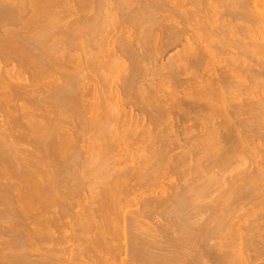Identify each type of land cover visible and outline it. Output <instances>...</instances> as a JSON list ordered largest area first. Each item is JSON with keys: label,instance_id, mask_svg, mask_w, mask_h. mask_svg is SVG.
I'll return each instance as SVG.
<instances>
[{"label": "bare ground", "instance_id": "obj_1", "mask_svg": "<svg viewBox=\"0 0 264 264\" xmlns=\"http://www.w3.org/2000/svg\"><path fill=\"white\" fill-rule=\"evenodd\" d=\"M208 2L0 0V264H260L264 0Z\"/></svg>", "mask_w": 264, "mask_h": 264}, {"label": "rangeland", "instance_id": "obj_2", "mask_svg": "<svg viewBox=\"0 0 264 264\" xmlns=\"http://www.w3.org/2000/svg\"><path fill=\"white\" fill-rule=\"evenodd\" d=\"M253 1H254V0H253ZM208 3H210V0H209ZM207 5H208V4H207ZM205 7L207 8L208 6L205 5ZM205 7H204V8H205ZM121 29H122V28H121ZM121 29H120V30H121ZM122 30H123V29H122ZM124 31H126V30H124ZM124 31H120L119 33L122 34ZM121 32H122V33H121ZM124 33H125V32H124ZM124 33H123V34H124ZM252 34H253V33H252ZM252 34H250V35H252ZM255 35H256V34H254V36H255ZM257 35H259V34H257ZM119 36H120V35H119ZM256 37H257V36H256ZM258 37H259V36H258ZM258 37H257V38H258ZM231 53H232V51H231ZM235 53H236V52H235ZM172 54H173V53H172ZM233 54H234V52H233ZM167 58H168V57H167ZM253 61H254V62H253ZM250 63H251V66H250ZM252 64H255V65H256V61H255V60H252V61H249V62H248V66L250 67L251 70H253L254 72H263V73H264V70H262V68H259V69H258V68H257V65H256V67H255V65H254V67H253ZM124 65H125V66H128L129 63H128V62L123 63V64H122V67H120V68L118 69L117 73H115V75L113 74L114 76L111 77L112 80L110 79L111 82H109L110 84H108V85H110V87L107 85V88H106L107 90L104 91V92H106L105 95L107 94L106 96H104V97H106V100H107V103H106V104H108V105H106V106H108V107H109V106H110V107L112 106V108H114V106H115V108L117 107V108L115 109V111H117V112L119 113V116H118V117H120V116H121V117L124 116L123 114H124L125 112H124V113L121 112V111H124V110L126 111L125 114H128V113L130 114V111H131V113H132V114L135 113L134 115H136L135 117H137V115H139V114H138V111L135 109V107H133L134 109L131 108V110H130V107H127V106H126V107H127V108H126V107L123 105V103H126V101L123 102L125 99H124V96H123V95L121 94V92H120L121 90H120L119 87H120V85H121V82H120L119 78L123 77V76L126 74V73H124V71H125V66H124ZM157 65H159V64H157ZM219 65H220V66H219ZM219 65H218L219 68H218V66H217V68H216V69H218V70H217L218 72L215 73V74H217V75L219 74V72L221 71V69H223V71H224V70H225V67L227 66V64H226L225 62H223V63H221V64H219ZM152 67H153V66H151V69H152ZM221 67H223V68H221ZM252 67H253V68H252ZM220 68H221V69H220ZM244 68H245V67H244ZM219 70H220V71H219ZM118 72H119V74H118ZM86 73H87V72H86ZM88 73H89V72H88ZM161 73H162V72H161ZM163 73L165 74V73H167V71H163ZM263 76H264V74H263ZM263 76H262V77H263ZM117 77H118V78H117ZM152 77H153V78H152ZM152 77L150 76V78H148V81H149L150 83H152V82H151V80H152L154 84H155L156 82H157L156 84H158V81H159V80H160V81L163 80V78L161 77V75L158 76V75H155V74H154V75H152ZM243 77H244V76H243ZM243 77H241V78H240V77L237 78L236 81H237V82H241V81H243L244 83L246 82L244 85H246V87H247L249 90H248L246 87H245V89L241 87V92L239 91L240 88H239V89H235L236 91H234V93H235L234 96H238L237 99L239 100V102H238L237 100H235V102H236L235 105H243V106H246V104L248 105V103L250 104V103H252V101H253V103H252L251 105H254V104H256L257 102L260 103V104H263V103H264V100H263V99H264V92H262V91H264V90H263V89H264V88H263V87H264V79L261 78V80H258V81H252V82H251V80H250L249 77H248L249 79H248L247 81H245V78L247 79V77H245L244 80H243ZM157 78H158V80H157ZM263 78H264V77H263ZM149 79H151V80H149ZM161 79H162V80H161ZM183 79H185V76H182V77L178 78L179 81H180V80L182 81ZM214 79H215V77H214ZM240 79H242V80H240ZM239 80H240V81H239ZM148 81H146V82H148ZM249 81H250L251 83H250ZM146 82H144V83L147 84ZM253 82H254V83L256 82V83H255L256 85H253V84H254ZM159 83H160V82H159ZM176 83H177V80H176V81L169 82V83L167 84V86H168V87H171V89H174V88H175L174 85H176ZM258 83H259V84H258ZM112 84H113V85H112ZM156 84H155V85H156ZM242 84H243V83H242ZM247 84H248V85H247ZM250 84H252V85H250ZM148 85H150V84L148 83ZM152 85H153V84H152ZM258 85H260V87H258ZM249 86H251V88H250ZM252 86H254V87L252 88ZM110 88H112V91L114 92V94L110 92ZM113 88H114V89H113ZM182 88H184V87H182ZM254 88H255V90H254ZM117 89L120 90V91H117ZM243 89H244V91H242ZM246 89H247L248 91H250V92H247ZM237 91H239V93H238ZM245 91H246V92H245ZM255 91H256V92H255ZM258 91H260L261 94H260V92H258ZM107 92H108V93H107ZM242 92H243V94L245 93L244 96H243V94H241ZM248 93H249V94H248ZM251 93H252L253 95H252ZM108 94H109V95H108ZM120 94H121V95H120ZM238 94H239V95L241 94V95L239 96ZM247 94H248V95H247ZM250 95H251L252 97H251ZM257 95H258V97H257ZM259 95H260V96H259ZM107 96H108V97H107ZM112 96H113V97H112ZM119 96H120V98H119ZM122 96H123V97H122ZM242 96H243V97H242ZM121 97H122L123 101L121 100ZM240 97H241V98H240ZM244 97H245V98H244ZM255 98H256V99H255ZM118 99H119V100H118ZM244 99H246V100H248V101H250V102H248V101H246V100L240 102L241 100H244ZM258 99H259L260 101H259ZM89 100H90V99H89ZM262 100H263V101H262ZM91 101H92V97H91ZM255 101H256V103H255ZM261 101H262V102H261ZM111 102H112V103H111ZM246 102H247V103H246ZM118 104H119V106H118ZM116 105H117V106H116ZM233 105H234V104H233ZM120 107H121V108H120ZM122 108H123L124 110H122ZM125 108H126V109H125ZM128 108H129V109H128ZM262 109H263V108H262ZM262 109H261L260 111L264 114V110L262 111ZM113 110H114V109H113ZM119 110H121V111H119ZM128 110H129V111H128ZM132 110H133V111H132ZM258 110H259V109H256V113H254V114H258V113H260ZM134 111H135V112H134ZM120 113H121V114H120ZM122 113H123V114H122ZM136 113H137V114H136ZM246 115H248V116L250 115L249 117H251V114H246ZM246 115H245V114H242L241 117H244V116H246ZM116 116H117V115H116ZM248 116H246V118H248ZM121 117H120V118H121ZM241 117L234 119V122H236V123H238V124H239V123L241 124V121H242V122H246V123L249 121V118L246 119V120H244L245 118H241ZM140 118H141V116H140ZM142 118H143V117H142ZM142 118H141V119H142ZM144 119H147V118H143V119H142V120H143V123H141V124H142V125L140 126L141 128L144 127L143 124H144V125H146V123L148 124L147 121L144 122ZM123 120H124V119H123V117H122V118H121V121L123 122ZM218 120H219V119H218ZM218 120H217V121H218ZM217 121L215 120V123H216ZM250 121H252V120H250ZM141 122H142V121H141ZM173 122H174V121H173ZM195 122H196V121L194 120L193 122L190 121L189 124L186 123V126H185V125H184V126H185V128H186L187 130H186L185 128H182V127H184L183 125H182V127H181V126L179 127V126H177L176 124H174V125H173V129H174V126H177V127L179 128V129H178V128L176 127V129H174L175 132H174V130L172 129V125H170V126H171V127H170V130L172 129V131H170V133H171V132L174 133V134L176 133L177 136H176V135H173V134H170V135H168V136H169V137L172 136L173 139H174L175 137H177L176 140L178 141V143L176 142V140H175V142L177 143L178 146L183 145L184 142L187 141L189 138H194V137H195V138H199L200 136L203 135V132H202L203 129L200 128V124H199V123L196 122V123H197V124H196ZM219 122H220V121H219ZM252 123H253V121H252ZM252 123H248V124H250V126H251ZM172 124H173V123H172ZM179 125H180V124H179ZM193 125H195V127H194ZM197 125H199V126H197ZM191 126H193L194 129H193ZM188 127H189V128L191 127L192 129H188ZM253 127H254V126H253ZM141 128L138 129L139 132H141ZM249 129H250V128H249ZM251 129H252V128H251ZM138 130H137V131H138ZM193 130H194V131H193ZM187 131H188V132H187ZM250 131H251V130H250ZM263 131H264V130H263ZM263 131H261V136L263 137V141L260 140L261 142H259V140L257 139L258 142H259V143H258L257 140L254 139V140H252V145H251V141L249 142V144H250L251 146H254L253 148H255V151L262 150V151H259V152H255V154H256V156H255L256 158H255V159H254V157H253L255 154H253V156H251V155L249 156L248 164L250 163V164H249V168H251V169H253V168L255 169V167H257V166H261V165L263 166V165H264V164H262V163L264 162V160H263V159H264V155H261V154H264V153H263V151H264V135H262V134H264ZM251 132H253V130H252ZM251 132H250V134L248 133L249 136H252V135H253ZM89 135H90V134H89ZM90 136H91V135H90ZM174 136H175V137H174ZM198 136H199V137H198ZM261 136H260V137H261ZM91 137H92V136H91ZM91 137H90V138H91ZM139 137L142 138V136H139ZM139 137H138V138H139ZM169 137H167V138H169ZM253 137H254V136H253ZM253 137H252V138H253ZM262 137H261V138H262ZM90 138H89V136H88V138L86 137V138H81L82 140L80 139V143H79V144H80V146L82 145V146L85 148V149L83 148L84 151H86V148L88 147V146H87V143H88L87 141H88ZM254 138H257V137H254ZM258 138H259V137H258ZM84 139H85V140H84ZM83 140H84L86 143H84ZM86 140H87V141H86ZM254 141H255V142H254ZM82 142H83V143H82ZM253 142H254V143H253ZM84 144L86 145V147L84 146ZM253 144H254V145H253ZM250 145H249V146H250ZM251 146H250V149L252 150V147H251ZM134 148H135V149H134ZM136 148L138 149L137 145L133 146V149H134L135 151H136ZM261 148H262V149H261ZM179 152H181V148H178V149L175 151V153H179ZM257 153H258V154H257ZM260 153H261V154H260ZM259 156H261V157H259ZM250 157H253V158L250 159ZM262 158H263V159H262ZM252 160H253V161H252ZM257 161L260 162L261 165H259V164H260V163H259V164L256 166ZM255 162H256V163H255ZM252 163H254V164H252ZM252 166H253V167H252ZM254 166H255V167H254ZM249 205H250L251 207H249ZM249 205H248V207H246V208H247L246 211H247L248 213H250V214H249L250 216L248 217V220H249V221L251 220L252 223H253V222H254V223L256 222L255 225L258 224V223H260V224H261V227H262L261 230H263V232H262V237H261V232H260V234H259V235H260V236H259V239H260V240H259V239H256V238H258V237L255 238L257 242L254 241V239H253V241H252L253 243H252V244H254L255 242H256V243L254 244V246L251 245V246L249 247V249L247 250V255H248V256L250 255V256L252 257V256L255 255V253H256L257 251H261V250H262L260 253L263 252V257H261V259L258 261V263H260V264H264V248L261 249L262 247H264V228H263V225H264V224H263V223H264V218L261 219V217H260V216H262V214H264V213H263V212H264V209H263L264 207L260 209V210L263 209L262 212H261V211L259 212V211H256V210L259 209V207H258V209L255 210V208L253 207V206H254L253 204H249ZM248 208H249V209H248ZM78 209H81V208H78ZM78 209H77V210H78ZM77 210H76V212H77ZM254 210H255V211H254ZM78 211H80V210H78ZM82 212H83V210H82ZM240 213H241V212H239V214H240ZM256 217H257V218H256ZM263 217H264V216H263ZM249 218H250V219H249ZM258 218H260V219L258 220ZM255 219L258 220L259 222H258V221H253V220H255ZM260 220H261V221L263 220V222L261 223ZM260 224H259V225H260ZM258 243H259V244H258ZM257 245H258V247H257ZM260 245H261V246H260ZM256 247H257V248H256ZM259 247H260V248H259ZM258 248H259L260 250H259ZM248 251H249V252H248ZM262 259H263V260H262Z\"/></svg>", "mask_w": 264, "mask_h": 264}]
</instances>
